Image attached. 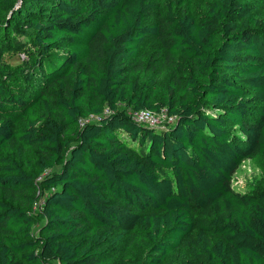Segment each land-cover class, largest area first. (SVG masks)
Returning <instances> with one entry per match:
<instances>
[{
    "label": "trees",
    "instance_id": "trees-1",
    "mask_svg": "<svg viewBox=\"0 0 264 264\" xmlns=\"http://www.w3.org/2000/svg\"><path fill=\"white\" fill-rule=\"evenodd\" d=\"M258 158L264 0H0V264H264Z\"/></svg>",
    "mask_w": 264,
    "mask_h": 264
},
{
    "label": "rangeland",
    "instance_id": "rangeland-1",
    "mask_svg": "<svg viewBox=\"0 0 264 264\" xmlns=\"http://www.w3.org/2000/svg\"><path fill=\"white\" fill-rule=\"evenodd\" d=\"M24 58L23 55L13 56L12 58L7 59L11 65H16ZM89 122H94L90 120ZM264 175V160L258 158L255 162L244 161L241 166L238 168L236 174L234 175V188L237 190H242L244 184L250 181L254 177H260ZM39 226V224H38ZM38 228V227H37ZM36 231V230H35Z\"/></svg>",
    "mask_w": 264,
    "mask_h": 264
},
{
    "label": "built area",
    "instance_id": "built-area-1",
    "mask_svg": "<svg viewBox=\"0 0 264 264\" xmlns=\"http://www.w3.org/2000/svg\"><path fill=\"white\" fill-rule=\"evenodd\" d=\"M131 118L138 124L158 129H163L168 125H172L175 121L172 117H166L164 113L155 114L146 110L132 113Z\"/></svg>",
    "mask_w": 264,
    "mask_h": 264
}]
</instances>
